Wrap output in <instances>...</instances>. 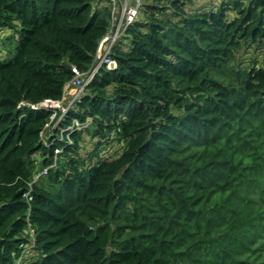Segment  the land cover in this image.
I'll list each match as a JSON object with an SVG mask.
<instances>
[{
    "label": "trees",
    "instance_id": "16d2710c",
    "mask_svg": "<svg viewBox=\"0 0 264 264\" xmlns=\"http://www.w3.org/2000/svg\"><path fill=\"white\" fill-rule=\"evenodd\" d=\"M202 3L141 0L68 144L31 105L92 67L112 8L0 0V264H264V0Z\"/></svg>",
    "mask_w": 264,
    "mask_h": 264
},
{
    "label": "built area",
    "instance_id": "2783aa9c",
    "mask_svg": "<svg viewBox=\"0 0 264 264\" xmlns=\"http://www.w3.org/2000/svg\"><path fill=\"white\" fill-rule=\"evenodd\" d=\"M105 1L112 8L111 24H110V27L107 33L102 37V39L99 42L95 61L92 67L86 71H80L76 66L72 68L74 72V77L65 84L63 97L61 99H58V100L46 99L40 104L31 105L34 109L43 108V109L50 110V122L46 125L48 129L52 128L56 119L58 120L60 119L61 121L68 119L67 116L69 114L70 109L75 107L77 102L82 101L83 96L86 95L87 86L91 83V81L93 80L94 76L96 75V73L98 72L100 68L105 67L107 69H114L118 66V62L110 56L111 51L114 45L119 40V38L123 36V33L125 32L128 25L134 21L135 17L139 13L141 0H134L133 2H131V0H121L125 4L121 8V10L122 12L127 13L128 15V19L125 25L123 24V19H117L116 17V13L118 9L117 3L120 0H105ZM70 86L75 87L74 91H75L76 96L73 99L74 104L71 107L65 109L61 113V111L55 109L53 105L60 103L63 100L65 90ZM26 105H29V104H26ZM71 120H72L71 124L65 127L66 130L64 132L70 136V141L68 142V144L73 143V137H72L73 132L82 130L86 127L87 128L90 127L93 121L91 117H88L85 121H81L78 117H72V116H71ZM41 135L45 143L47 144L48 141L46 137V131L43 130ZM59 148H56V149H59Z\"/></svg>",
    "mask_w": 264,
    "mask_h": 264
},
{
    "label": "rangeland",
    "instance_id": "374dc122",
    "mask_svg": "<svg viewBox=\"0 0 264 264\" xmlns=\"http://www.w3.org/2000/svg\"><path fill=\"white\" fill-rule=\"evenodd\" d=\"M134 0H131V2H133ZM125 4H124V2L123 1H118V3H117V13H116V17H117V19H123V24L125 25V23H126V21H127V19H128V15H127V13H124V12H122V10H121V8L124 6ZM201 5H203V3H202V0H200V6ZM200 6H198V8H201ZM5 33H9V30H6V31H3L2 32V34H5ZM0 38H1V36H0ZM11 47H12V50H13V53L15 52V44H11ZM8 49L3 45V43H2V41L0 40V53H3V55H7L8 54ZM74 89H75V87L74 86H70V87H68L66 90H65V94H64V98H63V100L60 102V103H57V104H54L53 105V107L55 108V109H57V110H59V111H61V113L65 110V109H67V108H69V107H71L74 103H73V99L75 98V91H74ZM61 120L59 119H56L55 120V122H54V124H53V126H52V128H55L56 129V132H57V134H59V135H61V137H60V139H62V138H65V140L67 141V142H69L70 141V136L69 135H67L66 133H64L65 132V126H62V124H61ZM60 127V128H59ZM90 127H92V125L90 126ZM52 128L50 129V131H49V133L51 132V130H52ZM92 129V128H91ZM52 133H53V131H52ZM48 145H49V142L47 143ZM63 149H64V147H60L59 149H55L54 151V155H55V159H56V157H57V154H59V153H62L63 152ZM38 159H40V158H38ZM50 167H47V168H44L43 170H42V172H40V173H37L36 175H35V179H34V182H36V181H38L39 180V177L43 174V175H46L47 174V171H48V169H49ZM21 259H16V262H15V264H20L21 263Z\"/></svg>",
    "mask_w": 264,
    "mask_h": 264
},
{
    "label": "clouds",
    "instance_id": "9594fccd",
    "mask_svg": "<svg viewBox=\"0 0 264 264\" xmlns=\"http://www.w3.org/2000/svg\"><path fill=\"white\" fill-rule=\"evenodd\" d=\"M110 24H111V22H110ZM126 29H127V28H126ZM125 32H126V30H125ZM125 32H124V33H125ZM124 33H123V35H124ZM120 38H121V37H120ZM120 38H119V39H120ZM99 42H100V41H99ZM98 45H99V44H98ZM97 49H98V48H97ZM96 53H97V51H96ZM95 57H96V55H95ZM94 61H95V60H94ZM41 109H43V108H41ZM37 110H38V109H37Z\"/></svg>",
    "mask_w": 264,
    "mask_h": 264
}]
</instances>
